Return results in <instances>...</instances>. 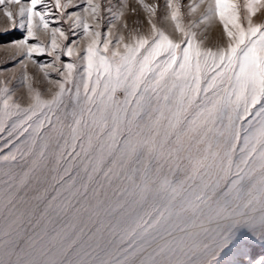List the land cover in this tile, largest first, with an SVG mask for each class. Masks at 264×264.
Masks as SVG:
<instances>
[{
  "label": "snow or ice",
  "instance_id": "snow-or-ice-1",
  "mask_svg": "<svg viewBox=\"0 0 264 264\" xmlns=\"http://www.w3.org/2000/svg\"><path fill=\"white\" fill-rule=\"evenodd\" d=\"M0 13V264H264V0Z\"/></svg>",
  "mask_w": 264,
  "mask_h": 264
},
{
  "label": "rangeland",
  "instance_id": "rangeland-1",
  "mask_svg": "<svg viewBox=\"0 0 264 264\" xmlns=\"http://www.w3.org/2000/svg\"><path fill=\"white\" fill-rule=\"evenodd\" d=\"M3 21H4L3 15H2V13H0V27H3ZM18 36H19V33H15L13 38L18 37ZM2 55H3V53L0 52V56H2ZM255 251L258 254H264V247L257 246Z\"/></svg>",
  "mask_w": 264,
  "mask_h": 264
}]
</instances>
